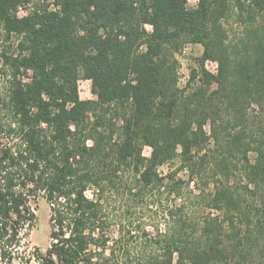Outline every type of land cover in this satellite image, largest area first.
<instances>
[{
  "label": "trees",
  "instance_id": "trees-1",
  "mask_svg": "<svg viewBox=\"0 0 264 264\" xmlns=\"http://www.w3.org/2000/svg\"><path fill=\"white\" fill-rule=\"evenodd\" d=\"M263 235L264 0H0V264H245Z\"/></svg>",
  "mask_w": 264,
  "mask_h": 264
},
{
  "label": "rangeland",
  "instance_id": "rangeland-1",
  "mask_svg": "<svg viewBox=\"0 0 264 264\" xmlns=\"http://www.w3.org/2000/svg\"><path fill=\"white\" fill-rule=\"evenodd\" d=\"M199 0H189V5L191 7H195L197 5ZM25 10H21L20 14L23 15L25 14ZM149 29H151V25H147ZM203 45L199 43H187L184 47V49L177 53L176 56L180 61L179 64V83L181 86H184L191 73V69L193 67H197V57L201 56L203 54ZM207 69L213 73H217L218 71V62L214 60H207L205 63ZM216 87V84L213 85V88ZM80 94L83 99H91L95 98L96 96L92 92V81L89 79H82L80 81ZM209 126H207V129ZM151 147L146 146L144 148V154L149 156L151 154ZM252 158L254 159L255 153H251ZM180 165V159L178 158L174 163L163 165L160 169L161 171L166 174L171 171L176 170ZM188 172L186 170L178 172V177H182L184 179H188ZM212 184L208 186L207 189H211ZM191 189L194 192H198L199 189L196 187V183L192 182L191 183ZM90 195H92L91 192H89ZM251 198L253 196H250ZM259 200V199H258ZM259 202H262L259 200ZM35 212L37 214V220L35 223L34 228L32 229L28 241L30 243L31 249L35 247H39L42 249L43 252H47V250L50 247L51 244V237L50 233L52 230V224L50 221V216H51V209H50V204L47 201V199L41 195L40 198L38 199L37 203L34 205ZM149 223V222H147ZM152 223V222H150ZM161 228H164V225H161ZM148 231H151L152 234L156 232V229L153 228V226L148 225L146 227ZM264 239V235H263ZM237 264V263H235ZM245 264H264V248L263 244L260 245H255L252 250V255L249 257V261Z\"/></svg>",
  "mask_w": 264,
  "mask_h": 264
}]
</instances>
